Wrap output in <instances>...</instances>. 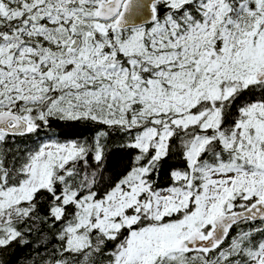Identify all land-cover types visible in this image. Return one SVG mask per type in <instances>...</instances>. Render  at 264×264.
<instances>
[{"label": "snow or ice", "instance_id": "6c2138e0", "mask_svg": "<svg viewBox=\"0 0 264 264\" xmlns=\"http://www.w3.org/2000/svg\"><path fill=\"white\" fill-rule=\"evenodd\" d=\"M76 124L93 136L54 133ZM117 135L130 159L106 176ZM14 246L30 264H264V0H0Z\"/></svg>", "mask_w": 264, "mask_h": 264}, {"label": "trees", "instance_id": "16d2710c", "mask_svg": "<svg viewBox=\"0 0 264 264\" xmlns=\"http://www.w3.org/2000/svg\"><path fill=\"white\" fill-rule=\"evenodd\" d=\"M58 132L62 137L68 139H84L91 138L94 134V129L90 126L76 124L68 126H60L59 128L54 129V133ZM52 133V134H54ZM45 133H41L43 138ZM32 138H23L18 140V144H30ZM109 145V157L107 161V167L109 171L105 173L106 176L116 175L122 173L130 159V153L125 152L119 147V136H113L108 142ZM8 147H15L14 145L9 144ZM170 163L178 164L179 161L172 160ZM160 182L166 183L167 176L166 172L162 171ZM33 240L37 239L36 235H33ZM35 246L32 247H20L14 246L9 251L0 254V260L3 261V264H30V261L35 258Z\"/></svg>", "mask_w": 264, "mask_h": 264}]
</instances>
